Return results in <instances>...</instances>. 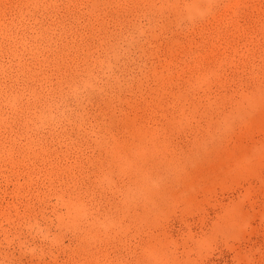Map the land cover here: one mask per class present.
I'll return each instance as SVG.
<instances>
[{"label": "rangeland", "instance_id": "rangeland-1", "mask_svg": "<svg viewBox=\"0 0 264 264\" xmlns=\"http://www.w3.org/2000/svg\"><path fill=\"white\" fill-rule=\"evenodd\" d=\"M0 264H264V0H0Z\"/></svg>", "mask_w": 264, "mask_h": 264}]
</instances>
